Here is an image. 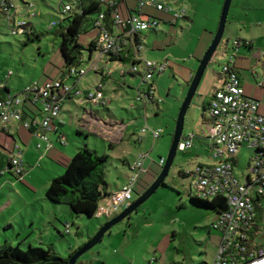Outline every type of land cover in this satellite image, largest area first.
<instances>
[{
    "label": "rangeland",
    "instance_id": "374dc122",
    "mask_svg": "<svg viewBox=\"0 0 264 264\" xmlns=\"http://www.w3.org/2000/svg\"><path fill=\"white\" fill-rule=\"evenodd\" d=\"M72 1L75 0H15L14 23L26 26L21 35H11L7 19L0 17V87L5 85L11 95H16L32 83L57 80L68 71L59 51V33L65 31L74 15L73 12L62 13V7ZM164 1L171 10L187 12L185 18L175 24L161 23L157 32L141 33L140 59L167 63L163 73L154 74L148 81L153 84L154 104L135 110L133 106L139 104L136 97L145 94L147 86L139 77L120 78L113 73L100 93L111 102L107 107L85 102L82 98L68 100L59 117V136H56L58 133L48 134L52 147L65 152V160L69 161L85 146L107 158V194L122 190L133 175L130 168L134 161L140 154H148L144 167L149 168V172L139 178L132 201L162 170L158 161L167 159L178 114L200 60L215 37L225 0ZM24 3L35 7L28 13ZM129 5L132 9L137 7L135 0H129ZM160 15L170 18L164 13ZM91 19H87L77 40L80 66L84 70H88L98 57L95 52L89 53V44L96 33ZM246 43H251L252 47L245 46ZM230 59L245 96L260 103L258 114L264 116V88L258 87L264 84V0L231 2L222 40L185 116L182 137L194 136L192 148L177 151L164 186L137 212L114 226L102 242L79 258L78 263L212 264L221 241L220 233L211 227L215 213L192 200L190 181L179 172H192L197 164H213L209 141L204 139L201 127L204 118H208L207 104L221 86L222 66ZM131 60L130 57L123 68L128 70ZM110 67L118 71L121 65L114 63ZM100 81L99 75L87 72L79 82V89L94 91ZM115 81L121 88L115 86ZM68 83L72 85L71 81ZM88 113L91 114L87 116ZM143 129L160 130L161 137L153 140L149 131L142 133ZM30 135L28 146L16 139L22 152L23 177L6 171L0 174V246L51 249L57 257L69 260L73 251L83 247L96 230L112 218L74 216L67 206H49L45 191L51 180L63 176L65 171L49 152L44 151V144L42 150H37L38 141ZM14 145L13 137L0 131V150L7 146L11 151ZM252 155L253 152L245 147L238 153L239 163L234 174L242 181ZM8 156L5 153L4 159ZM66 224L70 227L69 233ZM251 235L255 245L264 246V210L257 211Z\"/></svg>",
    "mask_w": 264,
    "mask_h": 264
},
{
    "label": "built area",
    "instance_id": "2783aa9c",
    "mask_svg": "<svg viewBox=\"0 0 264 264\" xmlns=\"http://www.w3.org/2000/svg\"><path fill=\"white\" fill-rule=\"evenodd\" d=\"M104 6H116L129 0H92ZM136 8L125 18L115 17L114 29L109 32L103 24V15L95 23L97 37L95 39V62H91L88 70L81 66L70 68L57 80L32 83L23 88L16 95L4 94L0 98V131L8 132L9 125L14 123L26 131H30L37 142V150L50 152L52 145L48 134L53 133L64 103L71 99L82 98L85 102H94L97 106L107 107L111 102L104 99L100 93L103 84L96 85L94 91L80 90L79 82L87 74L93 72L101 80L110 79L113 73L120 78L127 75L139 77L147 87L154 74H161L167 68V63L142 61L141 33L157 31L160 21L145 14V9H153L171 17L172 24L185 18L186 10H171L162 0H136ZM29 13L35 6L24 3ZM74 4L68 3L62 7V13H70ZM117 9V8H115ZM0 11L5 13L10 34L21 35L26 30L24 23L15 24L12 14H16L15 0H0ZM117 11V10H116ZM31 16V15H29ZM35 15H32L33 17ZM130 41L133 47L132 62L128 70L121 62H111L112 57L120 55L124 50V43ZM237 45V43H236ZM105 61V64L102 62ZM121 65L118 71L110 67L111 64ZM222 83L210 98L204 124V139L209 141V155L213 164H197L192 172L186 174L190 181L189 188L193 199L211 202L214 198H223L227 207L226 212L218 215L211 227L220 233L221 241L212 264H264V246H257L252 241L251 230L255 226L257 211L264 210V116L258 114L260 103L245 96L241 80L234 70L232 59L222 66L219 74ZM71 81L72 85L68 82ZM0 87V91L5 89ZM258 87L264 88V84ZM138 91V88H137ZM154 101V90L138 94L133 106L136 110L141 103L143 109L148 103L147 97ZM151 100V101H152ZM25 107L34 110L35 115L22 120ZM102 124L100 120H97ZM153 140L161 137L160 130H146ZM194 136L181 137L177 151H187L192 148ZM245 147L253 152L245 171L244 181L234 174L238 165V153ZM7 147H5L6 149ZM7 150V149H6ZM9 151V150H7ZM10 152L11 168L9 171L18 177L23 175L21 162V148L15 144ZM148 154H140L132 164V176L122 190L107 194L99 202L97 218L111 219L121 213V210L132 204L133 192L139 178L146 172L145 162ZM165 161L160 159L158 165L163 167ZM19 178V177H18Z\"/></svg>",
    "mask_w": 264,
    "mask_h": 264
},
{
    "label": "trees",
    "instance_id": "16d2710c",
    "mask_svg": "<svg viewBox=\"0 0 264 264\" xmlns=\"http://www.w3.org/2000/svg\"><path fill=\"white\" fill-rule=\"evenodd\" d=\"M69 3L74 4L73 10L71 11L74 15L72 16V19L65 31L59 33L61 40L59 51L67 70L78 67L81 64V52L77 40L88 18H92L91 27L93 32H96L89 44V53L91 54L95 51V39L97 37L95 23L98 20V17L103 15V24L106 26L105 28L109 32L115 31L114 20L116 16L119 18L127 17H122L119 14L121 6L125 3L118 4L115 7L104 6L103 4L92 0H75ZM128 12L132 13L133 11ZM5 16V13L0 11V17L4 18ZM153 18L160 21V19L156 17ZM238 44L239 42L237 41V46ZM246 44L247 45L245 46L252 47L251 43ZM123 47L124 50L120 55L110 58L111 62H121L122 64H126L130 57L132 59L133 47L130 44V41H126ZM107 80L108 79L101 80L102 84L104 85ZM152 90H154L153 84H150L147 87V92ZM3 92L4 94L9 93L5 87L4 90L0 91V98L4 96ZM147 100L148 103L146 107L148 105L154 104V101L149 96L147 97ZM142 108L143 107L139 105L137 109L140 110ZM33 116H36L34 110L29 107H25L22 114V120L25 121L28 118H32ZM207 119L208 118H204V124L207 122ZM57 126L58 125H56L54 128ZM28 132L31 134L30 131ZM53 133H58L57 129ZM4 152L10 155V152L6 149H4ZM2 159L3 165L0 166V174L6 171L7 173L14 175V172L9 171L11 168L9 156L7 160H5L3 155L0 154V164ZM106 159V157L98 156L95 151L90 150L85 146L81 149H78L76 154L69 161H57V163L62 168H64L65 174L51 180L49 187L45 191V197L47 198L46 200H48L51 205L57 204L69 207L71 213L74 216L84 215L88 218H97L95 215L99 202L103 199V197L107 196V184L105 182ZM148 172L149 168L145 173L147 174ZM179 175L188 178V175L184 171L179 172ZM18 177L21 178L23 175ZM162 186H164V184ZM192 200L200 206L213 211L215 213V217L226 212L227 210L223 198H214L211 200V202L199 201L193 198ZM69 228V225L66 224L65 229L67 233H69ZM98 230L99 229H97L96 232ZM253 240L254 237L252 236V241ZM79 249L80 248L70 254L69 260ZM69 260H64L57 257L51 249L46 250L42 248L29 247L27 250H22L19 245L13 247L9 244H3L0 246V264H69ZM76 264L82 263H78L77 261Z\"/></svg>",
    "mask_w": 264,
    "mask_h": 264
},
{
    "label": "water",
    "instance_id": "95a60500",
    "mask_svg": "<svg viewBox=\"0 0 264 264\" xmlns=\"http://www.w3.org/2000/svg\"><path fill=\"white\" fill-rule=\"evenodd\" d=\"M231 2L232 0L224 1L215 37L208 49L206 50L205 54L203 55L202 59L200 60L197 71L194 77L192 78L187 96L185 98V101L183 102V105L177 117L171 148L160 174L157 176L156 180L141 195H139L137 199H135V201H133L130 206L125 208L120 214H118L111 220L104 223L95 233V235L71 257V259L68 261L69 264H76L80 257L89 252L100 242H102L104 236L109 233L114 226L128 219L133 213L137 212V210L164 184V181L168 176L169 170L173 164L177 153V147L182 137L184 120L188 108L196 94L197 88L206 71V68L210 63L213 55L215 54L224 35Z\"/></svg>",
    "mask_w": 264,
    "mask_h": 264
},
{
    "label": "crops",
    "instance_id": "0c3cea01",
    "mask_svg": "<svg viewBox=\"0 0 264 264\" xmlns=\"http://www.w3.org/2000/svg\"><path fill=\"white\" fill-rule=\"evenodd\" d=\"M135 2H136V0H135ZM162 2H165L164 0H162ZM166 3V2H165ZM135 8V7H134ZM133 8V9H134ZM133 9H132V7H130V5H129V1L126 3V4H123L122 6H121V8H120V11H119V14H120V16H122V17H124V16H128V14H129V12L128 11H133ZM176 10H178V9H176ZM148 11H153V12H155V13H157L156 11H154L153 9H149ZM145 14H148V15H150V16H153V17H156V18H158V19H160V21H162V22H160V25H161V23H164V24H172V22H171V17L170 18H166L165 16L163 17V16H161L160 14H162V13H157V14H154V13H149V12H147L146 10H144L143 11ZM187 12V11H186ZM168 21V22H167ZM159 29V28H158ZM153 32H157V31H153ZM132 78V77H131ZM132 79H134V78H132ZM114 84H115V86H117V81H115L114 82ZM118 88H121V87H119V86H117ZM4 93V92H3ZM91 113H88L87 114V116H89ZM57 125H60V120H59V124H57ZM60 127V126H59ZM59 127L57 126L56 127V129H57V132H58V135H56L55 133H53L54 135H56V136H59V132H60V129H59ZM201 129H202V131L204 130V123L202 124V127H201ZM6 133V132H5ZM6 135H11L12 137H13V143L14 144H18V142L16 141V139H18V141L21 143V145H23V146H28V144H29V141H30V133L28 132V131H26L25 129H23L21 126H19V125H17V124H12V125H9V128H8V132L6 133ZM32 141V140H31ZM5 142V141H4ZM6 143V142H5ZM32 143V142H31ZM7 147V146H6ZM7 149H8V147H7ZM9 150V149H8ZM78 151V150H77ZM0 154H2L3 155V157L5 158V152H4V150L3 151H1L0 150ZM51 154V156L50 157H52V159L54 160V161H56V163H57V161H63V160H65V152L62 150V151H60V150H58L57 148L56 149H54L53 147H52V149H51V151L48 153V155H50ZM23 155H24V153H23ZM58 164V163H57ZM3 165V159H2V162H1V164H0V166H2ZM47 202H48V204H49V206L50 207H54V205L52 206V205H50V203H49V201L48 200H46ZM106 223V222H105ZM107 235V234H106ZM105 237V236H104Z\"/></svg>",
    "mask_w": 264,
    "mask_h": 264
},
{
    "label": "clouds",
    "instance_id": "9594fccd",
    "mask_svg": "<svg viewBox=\"0 0 264 264\" xmlns=\"http://www.w3.org/2000/svg\"><path fill=\"white\" fill-rule=\"evenodd\" d=\"M104 86V85H103Z\"/></svg>",
    "mask_w": 264,
    "mask_h": 264
}]
</instances>
